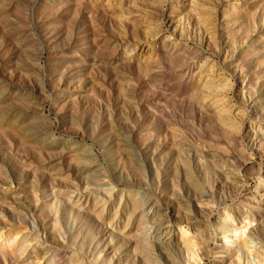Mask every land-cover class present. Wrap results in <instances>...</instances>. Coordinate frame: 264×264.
<instances>
[{
  "label": "rangeland",
  "instance_id": "374dc122",
  "mask_svg": "<svg viewBox=\"0 0 264 264\" xmlns=\"http://www.w3.org/2000/svg\"><path fill=\"white\" fill-rule=\"evenodd\" d=\"M238 257L264 264V0H0V264Z\"/></svg>",
  "mask_w": 264,
  "mask_h": 264
},
{
  "label": "bare ground",
  "instance_id": "6f19581e",
  "mask_svg": "<svg viewBox=\"0 0 264 264\" xmlns=\"http://www.w3.org/2000/svg\"><path fill=\"white\" fill-rule=\"evenodd\" d=\"M256 255L258 256L259 254L256 252ZM237 262L239 263V264H241V261H240V258L238 257L237 258ZM252 264H261V262L259 261V259H257V262H253Z\"/></svg>",
  "mask_w": 264,
  "mask_h": 264
}]
</instances>
